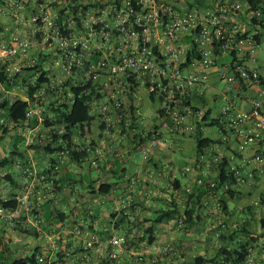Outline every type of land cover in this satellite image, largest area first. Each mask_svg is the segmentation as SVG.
I'll return each instance as SVG.
<instances>
[{"label": "built area", "instance_id": "2783aa9c", "mask_svg": "<svg viewBox=\"0 0 264 264\" xmlns=\"http://www.w3.org/2000/svg\"><path fill=\"white\" fill-rule=\"evenodd\" d=\"M198 2L190 6L189 0H92L89 7L70 13L62 25L57 21V12L41 9L30 21L34 35L42 33V50L51 57L46 66L52 79L46 87L62 92L67 81L68 90L92 84L82 94L90 95L91 115L99 120L105 136L114 140L108 148L94 145L90 138L82 142L76 136H81L79 131L72 137L70 150L85 149L90 153V163L97 166L105 154L118 151L123 125L139 142L140 153L147 159L170 147L163 130L170 135H197L199 125L209 119L207 111L193 105L190 99L203 95L211 74L217 72L226 83L221 95L224 105L215 116L221 137L199 160L187 164L184 172L201 170L206 175L210 163L207 158L212 157L218 164L223 158L222 150L235 140L238 150L245 154L240 160L230 156L229 173L234 185L250 191L256 176L264 177V74L257 62V49L264 37V0H259L254 9L248 0ZM33 45L35 42L22 34L13 35L9 43H0V74L6 64L9 75L19 71L20 61L15 59L27 56ZM190 55L191 61L187 62ZM223 57L230 61L221 63ZM11 59L14 61L10 63ZM254 85H258L257 94L242 95ZM142 90L159 103L152 118L156 123L150 129L143 128ZM46 98L45 95L30 105L27 119L37 117L43 122L42 104ZM243 99L249 109L237 108ZM245 124L249 127L243 129ZM49 131L60 135L58 144L70 142L64 138V126H52ZM23 136L27 146L38 142L32 130L23 132ZM68 153L65 148L56 153L55 170L68 159ZM196 182L202 184L201 179ZM211 186L215 187V183ZM230 187L227 181L225 188ZM190 191L187 186L186 192ZM206 205L213 212L209 201ZM252 205L264 207V199L254 197ZM8 213L10 210L0 207V214ZM127 243L126 236H112L108 241L118 247ZM170 250L171 246H164L160 252Z\"/></svg>", "mask_w": 264, "mask_h": 264}, {"label": "crops", "instance_id": "0c3cea01", "mask_svg": "<svg viewBox=\"0 0 264 264\" xmlns=\"http://www.w3.org/2000/svg\"><path fill=\"white\" fill-rule=\"evenodd\" d=\"M26 1L30 5L15 0L10 5L0 4V43L10 42L15 34L34 35L31 13L26 9L34 4L33 0ZM263 41L264 37L260 44ZM41 46L43 49V43ZM229 61V57L220 60L224 64ZM261 71L264 74V70ZM221 81L214 71L203 95L190 99L193 105L207 111L209 122L201 124L200 130L203 137L215 143L221 137L220 127L210 122L217 121L215 116L224 105L221 97L224 91L219 90ZM257 92L258 85H254L242 95L252 96ZM141 94L143 128L150 129L156 123L152 118L159 103L151 99L147 91L142 90ZM237 108L249 109V104L243 99ZM43 125L18 127L0 142V202L9 198L18 201L10 213L0 214V264H13L16 258H25L36 250L38 260L42 257L49 264H191L199 256L207 259L206 264H221L218 250L234 243L222 241L220 235L234 232H237V241L250 243L246 264H264V207L252 205L254 197L264 199L261 175L256 176L250 191L242 185L233 186L235 195L227 199L229 213L222 210L219 193L204 195L206 187L201 188L199 193L204 195L203 201H209L211 212L205 205L197 207L193 201H188L182 189H175L176 180L182 188L201 186L196 182L201 170L184 173V165L198 156L195 136L170 135L163 130L171 142L170 147L156 151L147 159L140 153L139 142L123 125L117 140L118 151L105 154L97 166L90 163L89 156L81 163L64 162L54 170L52 163L58 162L56 152L44 147L23 146L26 141L23 132L29 130L45 143L51 142L50 127ZM211 127L216 130L211 131ZM247 127L249 125L245 124L243 129ZM101 129L102 125L95 118L90 132L76 136L79 141L90 138L94 145L104 144L108 148L114 137L105 136ZM222 151L223 156L234 155L237 160L245 154L238 150L235 140ZM206 172L208 178L218 175L214 168ZM101 183L111 184L109 194L97 192ZM229 200L236 203L234 207ZM187 203L196 208L191 222L185 223L181 217L155 224L153 245L140 239L144 235L143 228L153 224L149 219L156 217L158 211L170 207L184 211ZM249 206L252 209H248ZM112 236H127L128 243L124 247L112 246L108 244ZM90 242L92 246H88ZM164 246H171L169 254L160 252Z\"/></svg>", "mask_w": 264, "mask_h": 264}, {"label": "trees", "instance_id": "16d2710c", "mask_svg": "<svg viewBox=\"0 0 264 264\" xmlns=\"http://www.w3.org/2000/svg\"><path fill=\"white\" fill-rule=\"evenodd\" d=\"M13 0H0V4L10 5ZM16 2H21L24 4H28L26 0H15ZM97 3L99 0H96ZM251 4V8H256L255 6L259 2V0H248ZM92 3V0H63L62 4L58 0H33L34 6L26 7L27 10L31 13V16L35 13L40 12L41 9H49L51 8L53 11L58 13L57 21L60 25H62L63 21L69 17L70 13H76L79 7H89ZM136 6L133 1L132 4ZM119 6L121 3H118ZM190 6L200 4L198 0H189ZM15 5V4H14ZM31 19V17H30ZM35 44H39L41 46L42 43V33H36L33 35ZM9 43V41H8ZM34 48L32 47L27 56L21 59L19 62L20 70L16 71L14 74L9 75L6 71V65H4V72L0 74V83L3 85L4 90L8 94L1 95L0 94V142L10 134L14 132L18 127H26L28 125L32 126L33 124H44L46 127H58L64 126L66 134L64 135L65 139H69L70 142L68 144H58L57 139L59 138L58 133H54L53 131H49L51 142L45 143L42 140V137H38V142L32 146H29L32 149L44 147L50 152H58L61 149H69L68 159L67 161H77L83 162L88 159L90 153H88L85 149L81 151L70 150L72 146V137L77 134L79 131L83 134L91 131V125L94 120V116L91 115V105L88 103V98L90 95L82 94L85 91H88L91 87V83L86 85L79 86H71L69 90L67 89L69 86V81L65 82L63 85L64 90L59 92L57 90H53L50 87H46L51 83L50 71L47 70L46 63L50 57V54L45 53V51H40L38 55L34 53ZM30 55L32 58H30ZM36 57V58H34ZM20 59H15L18 61ZM28 60V61H27ZM14 60H9L11 63ZM27 61V62H26ZM191 61V55L188 57L187 62ZM12 89H19L25 95H16L11 91ZM45 90V93L42 91ZM69 93H72V96H69ZM15 94V95H14ZM48 96V99L43 102V122L39 121L37 117L27 119L26 113L32 103L39 102L41 97ZM48 112V113H47ZM1 119H4L1 122ZM218 121H211L210 125L217 124ZM43 125V126H44ZM201 125H199V130L195 137L197 138L196 149H197V157L195 160H199V157L204 153L208 152V146L211 144H215V141L209 137H203L201 132ZM25 138V137H24ZM66 145V146H64ZM231 156V155H230ZM230 156H223L222 160L216 164L214 160L207 158L210 160L209 169L214 168L217 171V176L209 177L208 174H200L201 177L198 179L202 180V184L200 187L193 189L191 187L190 192H186V187L182 188L179 180L175 181V189H182L183 195L188 197V201H193L197 207L207 206L206 200L203 201L202 198L204 195L214 196L216 193H219L221 197V206L224 212H228V203L227 199L229 197H233L235 195L236 190L233 189V185L236 183L234 181L233 176L229 173V158ZM56 161V160H55ZM3 163V162H2ZM1 163V164H2ZM52 163V169H54ZM189 164V163H187ZM62 166V165H61ZM55 170V169H54ZM187 173V172H184ZM230 181L231 187L225 188V183ZM215 183V187L211 186V183ZM206 187V189L204 188ZM204 188L206 190V194H200V189ZM112 186L108 183H101L97 187V192L100 194H109L111 192ZM18 201L16 198H9L7 200L2 199L0 202V207L4 208L6 211L11 209H15L17 207ZM178 205V204H177ZM176 205V207H177ZM178 208V207H177ZM172 209L171 207L168 209L162 208L157 212L156 217L153 219H149L153 221V224L149 227H145L143 237H140L141 240H146L147 244L153 245L156 242V234H155V224L158 223H166L173 218H177L180 220L181 217L184 218V222L188 223L193 220V216L196 213L195 207H189V203L185 207L184 211L177 209ZM248 209H252L251 206ZM148 221V220H147ZM182 221V220H181ZM183 222V221H182ZM143 224V223H141ZM237 232L233 234H222L220 235V239L222 241L227 242L230 240L234 243V245H223L218 250V256L222 257L221 264H246L250 255L249 241L242 242L235 236ZM127 237V236H126ZM128 238V237H127ZM170 252V251H169ZM165 253V254H169ZM39 251L36 250L32 255H29L25 258H16L13 264H49L44 261L38 260ZM216 260V259H215ZM207 259L202 256H199L193 260L191 264H206Z\"/></svg>", "mask_w": 264, "mask_h": 264}, {"label": "rangeland", "instance_id": "374dc122", "mask_svg": "<svg viewBox=\"0 0 264 264\" xmlns=\"http://www.w3.org/2000/svg\"><path fill=\"white\" fill-rule=\"evenodd\" d=\"M53 1V0H52ZM58 1H60V3L62 4V2H63V0H58ZM52 8V7H51ZM50 8V9H51ZM6 17V16H5ZM25 34H27V33H25ZM27 36L31 39V40H35L34 39V37L32 36H30L29 34H27ZM36 46H37V49H36ZM33 48H34V53H39L40 51H44V50H42L41 48H42V46H40V45H38V44H35V45H33ZM257 62H258V66H260V68H261V70H264V41L259 45V47H258V49H257ZM263 72V71H262ZM225 88H226V84L223 82V81H221L220 83H219V90L220 91H224L225 90ZM5 90H7V89H5ZM4 90V87H3V85L0 83V94L1 95H7L8 93L6 92ZM11 91H13V93H16V95H25V93H23L22 91H20L19 89H12ZM15 95V94H14ZM48 113V112H47ZM43 117V116H42ZM216 130V128L215 127H211V131H215ZM0 134H1V130H0ZM23 146H26V141L24 142V145ZM140 158L142 159V156H140ZM186 165H184V167H185ZM229 204H230V206L231 207H234L235 206V202L234 201H231V200H229ZM165 254V253H164Z\"/></svg>", "mask_w": 264, "mask_h": 264}]
</instances>
